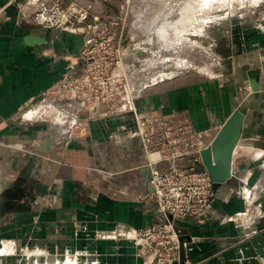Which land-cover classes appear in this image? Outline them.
Returning a JSON list of instances; mask_svg holds the SVG:
<instances>
[{
	"label": "crops",
	"instance_id": "0c3cea01",
	"mask_svg": "<svg viewBox=\"0 0 264 264\" xmlns=\"http://www.w3.org/2000/svg\"><path fill=\"white\" fill-rule=\"evenodd\" d=\"M36 1L0 0V264H80L82 255L88 256L89 264H141L130 243L98 238L118 226L140 228L157 221L155 206L145 198L149 183L141 173L151 155L142 156L139 140L113 131L112 121L106 122L104 136L97 131L98 120L82 121L63 113L47 116L50 111L44 107L30 120L21 115L58 83L83 47L80 35L29 23ZM250 41L254 40L246 37ZM240 69L241 76L249 72ZM235 81L243 82L249 94L241 103L232 100L225 117L217 112L224 105L219 95L205 102L215 90L202 85L205 96L199 107L210 119L197 123L190 113L195 129L214 123L220 129L233 111L251 102L248 79ZM187 91L163 93L160 102L183 100L181 104L193 112ZM252 104L233 154L237 177L215 187L203 214L176 223L190 241L184 245L183 263L175 264H264V202L262 210H246L245 199L238 196L254 170L264 171V95ZM145 105L152 107V98ZM48 139L49 151L36 152ZM25 169L28 177L15 189Z\"/></svg>",
	"mask_w": 264,
	"mask_h": 264
},
{
	"label": "built area",
	"instance_id": "2783aa9c",
	"mask_svg": "<svg viewBox=\"0 0 264 264\" xmlns=\"http://www.w3.org/2000/svg\"><path fill=\"white\" fill-rule=\"evenodd\" d=\"M113 1L37 0L34 3L29 23L83 37V47L74 64L42 98L47 101L49 96L53 97L60 113L75 117L82 111L96 114L104 105L113 113L134 115L133 136L139 140L141 150L146 155H158L156 161L146 165L153 192L145 197L155 206L157 221L140 228L118 226L98 238L130 243L141 264H175L180 262L176 223L199 217L215 196L212 181L200 167L203 136L195 132L182 114L137 112L130 96L133 78L127 73L125 61L136 58L138 51L135 56L129 55L134 47H130L132 39L125 33L126 25L123 26L126 10L119 15L104 6L112 5ZM245 187L241 191L243 198L247 203L252 202L254 194ZM250 216L245 214L248 219Z\"/></svg>",
	"mask_w": 264,
	"mask_h": 264
},
{
	"label": "rangeland",
	"instance_id": "374dc122",
	"mask_svg": "<svg viewBox=\"0 0 264 264\" xmlns=\"http://www.w3.org/2000/svg\"><path fill=\"white\" fill-rule=\"evenodd\" d=\"M159 1L161 3L160 6L158 4ZM171 1L172 3H175L176 0ZM215 1L217 2L216 4H214ZM218 1L214 0L210 5L211 7H209V5H204L207 7V12L204 11L206 9H203V12L201 13L198 12L200 16L197 17L200 21L198 18V20H196L195 17L194 19L191 18L192 24H190L191 20L186 18H179V16L174 18L175 15L173 12L169 11L173 14L170 15V13H168V15L173 16L170 21L172 22V25L170 26L172 28H170L171 30L169 29L164 36L163 34L157 35L154 32V28L156 29L158 26L154 27L151 25H154L155 23V25H159L158 23H160V19L163 18L164 15V12L161 10H163L162 7L166 3V0H114L112 5L108 4L110 6L104 4L106 8H109L113 13H118L119 15L123 14L126 10L123 26L126 25L125 33H127V35L130 34L131 36L132 41L130 47H134L129 55L135 56V51H138V54L136 55V58H128L125 61V67L128 71V75L133 78L131 79L132 90L130 91V96L134 101V106L138 113L145 114L152 111H160L164 114L178 113L186 116L191 123L190 113H192L197 123L199 122L198 119L202 118L208 121L210 118L206 115L207 112L203 111V109L201 110L199 107V100L205 96V90L202 85L206 84L210 91H215H212L213 94L206 97L205 102H214L215 100L213 99V96L217 93L222 104H224L220 106V109H218L217 112L220 111V116L225 117L231 109L230 106L232 100H234V102L237 100V103H241L249 94V91L243 82L235 81L236 77H245V79H248L247 76H245L246 74L241 76L243 71L240 68H246L248 71H258L259 75L256 77V81L260 83L261 79L264 80V0H257L256 3L253 0ZM200 7L201 6H199V8ZM217 7L218 9H216ZM131 8L134 10L132 13ZM189 14L191 15V12H189ZM154 15H158L157 18ZM140 21L148 23L150 28H145V24ZM176 21L179 22L177 23ZM192 25L195 26L194 31L192 27H189ZM121 27L122 25L120 24L119 28L121 29ZM205 30L211 32V34L207 33V31L205 33ZM180 32L182 35H188L187 38L189 37L191 42L194 41V44H192V46L195 45L194 48L189 47L188 49L187 46H183L178 51V42L180 39L178 36L180 35ZM167 35H169V37ZM246 37H251L254 41L247 43ZM256 42L258 44H255ZM136 47L138 48L136 49ZM255 52H257V55L259 56V60L261 58L260 61L254 58V55L256 54ZM237 67H239L238 70L236 69ZM176 89L184 90V92L188 90L189 100H192V104L194 105L193 112H191L185 104H181L183 100H181L182 102L178 100L161 104L160 96L163 93H170ZM252 95L251 97H253ZM218 97H216V100ZM48 98L47 101L44 100V103L42 104L43 106L37 108V111L35 110L34 114L31 112L30 116L24 117L23 119H32L38 112H40L42 107H44V111H50L47 113V116H52L53 113L58 114V109L54 106V101H56V99L50 96ZM151 98L153 106L145 108L146 101L148 99L150 101ZM167 104L168 106L166 107L165 105ZM25 109L21 113L27 111ZM164 110L166 112H163ZM117 113L111 112L104 105L97 109L96 114L82 111L79 117L82 121H100L101 123L99 124L97 131H102L104 136L106 133V122L112 121V123L109 122L111 123L109 126L113 128V131H117L120 134L123 133L126 137L134 139L135 137L133 135L136 132L134 115L132 113L127 115H123L121 112ZM217 116L219 117V115ZM193 128L195 132L200 133L203 136L201 148L206 147L211 140V137L216 136L219 130L216 123L210 124L205 128H201V124H198L196 129L195 127ZM82 131H84V129ZM141 152L142 156H147L143 151ZM263 159H258V163ZM142 165L144 167V164ZM262 171V169L254 170L245 184V188L249 192L251 191L255 197L254 200H252L254 203L249 200L248 203L245 201L246 210L250 209L256 211L257 207L262 210V203L264 202V200L262 201L264 196L261 195V193H264V180L262 179L264 171ZM252 178L253 181L251 182ZM260 178L263 183L260 186H255V182L257 180L260 181ZM254 187L256 188L254 189ZM239 195L241 199H244L242 193L238 191V196ZM70 256H73V254H70ZM82 256L84 257H78V262L80 264H89L90 259H86L88 256ZM63 258L64 257H61L60 260H63ZM70 259L72 260V258ZM71 260L67 258V261ZM65 264L70 263L66 262Z\"/></svg>",
	"mask_w": 264,
	"mask_h": 264
},
{
	"label": "water",
	"instance_id": "95a60500",
	"mask_svg": "<svg viewBox=\"0 0 264 264\" xmlns=\"http://www.w3.org/2000/svg\"><path fill=\"white\" fill-rule=\"evenodd\" d=\"M247 75H249L248 78L250 79V85L252 86V88H254L253 92L255 98L257 97V94H259V90L263 91V86H260V83L256 81V77L259 75L258 71H249ZM42 99L43 98L41 96L37 97L31 102V104H35ZM250 109L240 108L233 111L226 119L222 127L218 130V133L215 136L213 142L199 152L201 169L207 173L208 177L214 185V189L216 186L226 184L232 178L237 177V174L232 167L233 153L241 139L245 117L250 111H252ZM86 142L89 144L90 140L88 139L86 140ZM50 145L51 140L48 139L43 143L40 149L36 150V152H47L49 151ZM87 151L89 154H91V146H88ZM33 159L31 160V162L33 161ZM141 173L146 176L144 182L146 184L149 183L146 194L152 193L153 187L150 185L149 167L144 165V168L141 169ZM27 177V169H25L17 177L14 184L15 189H17V187L19 186L21 187L25 183ZM174 230L179 236V261L180 263H183L184 245L189 242L190 239L186 236L185 231L180 227L175 226Z\"/></svg>",
	"mask_w": 264,
	"mask_h": 264
},
{
	"label": "bare ground",
	"instance_id": "6f19581e",
	"mask_svg": "<svg viewBox=\"0 0 264 264\" xmlns=\"http://www.w3.org/2000/svg\"><path fill=\"white\" fill-rule=\"evenodd\" d=\"M129 1V0H128ZM132 1V0H131ZM214 0H176L175 1V3H172V1L171 0H166V3L163 5V10H161V11H163L164 13V15H163V18H161L160 19V23H158L159 25H151V26H154V27H156V26H158V28L156 27V29L154 28V32L158 35H161V34H163V36L165 35V33L166 32H168V30L170 29V28H172V27H170L171 25H172V22H170L171 21V19L173 18V16H170V15H175L174 16V18L175 17H178L179 16V18H186V19H188V20H191V18H193L194 19V17H195V19L196 20H198L199 18L197 17V16H200L199 14H198V12L199 13H201V12H203L202 10L203 9H206L207 7L206 6H208L209 5V7H211L210 5H211V3L213 2ZM218 1V0H217ZM219 1H221V0H219ZM218 1V2H219ZM222 1H224V0H222ZM226 1V0H225ZM228 1V0H227ZM230 1V0H229ZM253 1H255V3L257 2V0H253ZM142 2V1H141ZM235 2V1H234ZM239 2H241V1H239ZM137 3V2H136ZM144 3V2H143ZM217 2L215 1V3L214 4H216ZM227 3H229V2H227ZM242 3V2H241ZM244 3V2H243ZM149 4V3H148ZM158 4H159V6H160V1L158 2ZM213 4V5H214ZM144 5V4H143ZM204 5H206V6H204ZM227 5V4H226ZM230 5V4H229ZM245 5V4H244ZM97 7H98V5H96ZM135 6V5H134ZM198 6V7H197ZM199 6H201L200 8H199ZM215 6H217V5H215ZM214 6V7H215ZM228 6V5H227ZM96 7V8H97ZM131 7V6H130ZM129 7V8H130ZM208 7V8H209ZM219 7V6H218ZM218 7L216 8V9H218ZM223 7V6H222ZM230 7V6H229ZM133 8V7H132ZM131 8V9H132ZM135 8V7H134ZM161 8V9H162ZM136 10V9H135ZM209 10H210V8H209ZM132 11H134L133 9L131 10V13H132ZM137 11V10H136ZM173 12V14H171L170 12ZM204 11H206L207 12V9L206 10H204ZM189 12H191V15L189 14ZM135 13V12H134ZM168 13H170V15H168ZM188 13V14H187ZM141 14V13H140ZM151 15V14H150ZM182 15H184V16H182ZM226 15V14H225ZM156 18H157V16L156 15H154ZM130 18H131V16H130ZM198 18V19H197ZM143 19V18H142ZM141 19V20H142ZM205 19V18H204ZM155 20V19H154ZM157 20V19H156ZM185 20V19H184ZM134 21V20H133ZM186 21V20H185ZM199 21H200V19H199ZM140 22H143V21H140ZM177 22V21H176ZM179 22V21H178ZM177 22V23H178ZM187 22V21H186ZM144 23V22H143ZM150 23V22H149ZM136 24V23H135ZM145 24V28L146 27H148V28H150V26H148V23H144ZM152 24V23H151ZM184 24V23H183ZM190 24H192V20H191V23ZM189 24V25H190ZM205 24V23H204ZM147 25V26H146ZM186 25V24H185ZM188 25V24H187ZM176 26V25H175ZM227 26V25H226ZM181 27V26H180ZM189 27H192V29H193V31H194V29H195V26L194 25H192V26H189ZM173 28H175V27H173ZM186 28H187V26H186ZM180 29V28H179ZM137 30V29H136ZM171 30V29H170ZM198 30V29H197ZM223 30V29H222ZM206 31L207 30H205V33H206ZM128 32V31H127ZM188 32V31H187ZM191 32V31H190ZM170 33V32H169ZM207 33H209V34H211V32H208L207 31ZM213 33V32H212ZM172 34V33H171ZM193 34V33H192ZM203 34V33H202ZM130 35V34H129ZM154 35V34H153ZM181 35V36H180ZM180 37L178 36V38H180L179 39V42H178V45H179V47H178V51H179V49H181L183 46H187V48L189 49V47L191 48H194L195 47V45H193L192 46V44H194L193 42H191V40L189 39V37L187 38V36L188 35H182L181 34V32H180ZM190 35V34H189ZM195 35V34H194ZM133 36H134V34H133ZM168 37H169V35H167ZM141 37V36H140ZM151 37V36H150ZM202 37V36H201ZM153 38V37H152ZM165 38V37H164ZM163 38V39H164ZM142 39V38H141ZM144 39V38H143ZM166 40V39H165ZM172 41V40H171ZM151 42V41H150ZM166 42V41H165ZM161 43V42H160ZM166 45H169V44H166ZM198 45V44H197ZM166 47V46H165ZM138 47H136V49H137ZM161 48V47H160ZM174 50V49H173ZM190 50H192V49H190ZM145 51V50H144ZM159 51V50H158ZM191 52V51H190ZM192 53V52H191ZM189 54V53H188ZM193 55V54H192ZM160 56V55H159ZM151 60V59H150ZM154 60V59H153ZM238 66V65H237ZM237 70L239 69V67H237L236 68ZM239 73V72H238ZM238 75V74H237ZM245 76H247V78L249 77V75H245ZM236 79H238V78H236ZM248 81H250V79L248 78ZM176 83V82H175ZM249 84H250V82H249ZM254 85V84H253ZM250 88H251V92H252V99H251V102L250 103H245L244 105H242L240 108L241 109H250V110H252L253 108H254V105L252 104L253 103V101L255 100V101H258V100H261V98L263 97V91H261V90H259L258 92H259V94H257V97H255L254 98V92H253V90H254V88H252V86L250 85ZM249 99V98H248ZM44 100L45 99H42V101L40 102H38V104L37 105H30L29 107H27V109H25V110H27V111H24L23 113H21L22 114V117L24 118V117H28V116H30L31 114V112H33V114H34V112H35V109H36V111L38 110L36 107H40V106H43L42 104L44 103ZM36 106V107H35ZM45 106V105H44ZM55 107H57V109H58V114L60 113V109H59V107L57 106V105H54ZM239 108V109H240ZM59 119L61 120V117H59ZM211 141V140H210ZM206 147H202L201 148V150L202 149H205ZM151 155V156H150ZM149 156H150V159L152 160V161H149V162H154V161H156L157 159H158V155L157 154H150ZM33 162V161H32ZM145 165H149V163L148 164H145ZM28 166H30V164L28 165Z\"/></svg>",
	"mask_w": 264,
	"mask_h": 264
}]
</instances>
